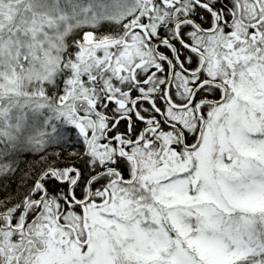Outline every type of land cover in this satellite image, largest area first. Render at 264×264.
<instances>
[{
    "label": "snow or ice",
    "instance_id": "6c2138e0",
    "mask_svg": "<svg viewBox=\"0 0 264 264\" xmlns=\"http://www.w3.org/2000/svg\"><path fill=\"white\" fill-rule=\"evenodd\" d=\"M0 264H264V0H0Z\"/></svg>",
    "mask_w": 264,
    "mask_h": 264
}]
</instances>
